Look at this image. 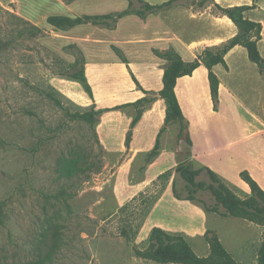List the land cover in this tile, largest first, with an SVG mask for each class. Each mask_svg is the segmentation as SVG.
Segmentation results:
<instances>
[{
  "label": "crops",
  "instance_id": "0c3cea01",
  "mask_svg": "<svg viewBox=\"0 0 264 264\" xmlns=\"http://www.w3.org/2000/svg\"><path fill=\"white\" fill-rule=\"evenodd\" d=\"M146 1L161 4L169 0ZM176 3L145 16L133 12L115 21H85L60 28L49 22L51 16L78 18L123 12L131 1L0 0L6 10L40 28V41L70 63L77 57L66 47L76 45L82 51L93 90V97L85 91V98L103 110L98 134L110 173L104 180L113 184L108 198L111 204L125 206L166 182L142 234L149 236L155 226L182 233L200 256H208L211 247L205 235L213 230L240 263L256 264L264 226L208 212L192 200L176 198L173 190L180 170L195 163L211 168L245 194H250L251 188L242 171H248L264 189V71L249 58L247 48H231L225 55L226 65L210 69L202 63L192 74L178 78L176 95L188 121L191 143L180 136L178 127L166 126L167 103L160 95L133 127L137 108L132 103L148 96L147 91L159 94L164 87L167 61L156 49L173 47L185 61L192 62L207 47H219L239 33V27L217 5L250 6L245 15L262 25L258 47L264 58V0ZM210 71L220 81L218 109ZM158 141L160 150L151 154Z\"/></svg>",
  "mask_w": 264,
  "mask_h": 264
},
{
  "label": "rangeland",
  "instance_id": "374dc122",
  "mask_svg": "<svg viewBox=\"0 0 264 264\" xmlns=\"http://www.w3.org/2000/svg\"><path fill=\"white\" fill-rule=\"evenodd\" d=\"M143 8L132 0L131 9ZM14 15L21 17L0 5V264H162L135 247L150 244L141 230L166 182L125 206L111 204L96 105L71 76L70 62ZM174 183L180 190L185 180L177 174ZM212 184L202 170L191 186L194 202L215 204Z\"/></svg>",
  "mask_w": 264,
  "mask_h": 264
},
{
  "label": "trees",
  "instance_id": "16d2710c",
  "mask_svg": "<svg viewBox=\"0 0 264 264\" xmlns=\"http://www.w3.org/2000/svg\"><path fill=\"white\" fill-rule=\"evenodd\" d=\"M130 1L131 5L129 9L123 12L95 16L85 15L78 18L51 16L49 18V22L60 28H68L77 23L85 21H115L119 17L133 12L142 16H145L149 13L161 12L177 2V0H169L161 4H151L146 0H138L144 5V8L142 10L135 11L131 9L132 0ZM217 8L224 14H227L234 21V23L239 27V33L219 47H207L192 62L185 61L173 47L164 51L156 49L155 53L167 61L164 72V87L159 94L147 91L148 96L138 100L135 103H132L137 108V114L133 120L132 127L137 124L144 111L156 99L157 95H160L166 100L167 103L166 126L171 123H178L180 136L184 137L188 143H191L188 133V121L182 111L180 102L176 95V84L179 77L192 74L193 71L202 63L207 65L210 69L220 63L226 65L225 55L236 45L245 46L248 50L249 58L253 62L259 64L262 71H264V58L258 47V42L261 39L262 25L261 23L255 22L246 17L245 12L250 8V6L222 7L217 5ZM15 17H17L20 21H23V23H28L31 26V29L34 30L31 31L32 35H36V37L39 35L40 38L42 35V30L40 28L32 25L22 17ZM68 48H74L78 52L76 61L68 64V67L73 70L71 72V76L77 80H80L85 91L93 97V90L86 76L85 58L82 51L76 45L67 46V51ZM116 50L120 53L124 60L127 61V59L124 57V54L119 49ZM209 79L214 106L215 109H218L220 101V81L213 71H210ZM102 112L103 110L101 109L94 111L95 114H101ZM165 128L166 127L164 126V129ZM130 138L131 131L128 134V139ZM159 150L160 144L158 141L151 154H155ZM202 170H205L209 174L213 183L216 184V186L213 184L211 185V188L215 193V195H213L215 204L212 205L203 199H199V201L202 202L200 203L201 206H203L206 211L216 212L222 216L243 218L264 226V189L250 175L248 171H242L241 176L250 185L251 193L242 197L232 191L231 188L226 184L228 182L220 177L211 168L201 166L200 169H194L191 165H187L179 172L181 178L185 180L184 188L179 190L176 188V184L174 183L173 190L176 198L192 201L197 200V197L194 196L195 190L191 189V186L195 185V178L201 173ZM186 191H188V193H185ZM160 196L161 193H158L156 196H154V203H156ZM123 233L126 237L130 238V235L126 229H124ZM205 236L210 244L211 253L208 256H200L195 251L185 235L182 233L170 232L159 226H155L153 227L149 236V246L145 249L135 247V252L139 257L153 260L162 264H242L231 252L225 248L224 244L215 231L208 230ZM256 264H264V238L259 249L258 260Z\"/></svg>",
  "mask_w": 264,
  "mask_h": 264
}]
</instances>
